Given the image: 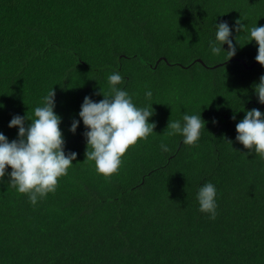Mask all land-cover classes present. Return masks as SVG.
Listing matches in <instances>:
<instances>
[{"label": "trees", "instance_id": "trees-1", "mask_svg": "<svg viewBox=\"0 0 264 264\" xmlns=\"http://www.w3.org/2000/svg\"><path fill=\"white\" fill-rule=\"evenodd\" d=\"M222 22L236 47L227 61V44L210 49ZM255 26H264V0H0V133L17 140L11 119L34 118L54 87L64 151L77 153L36 205L10 186L7 168L0 264H264V159L236 140L246 111L264 113ZM116 72L137 107L152 104L156 127L106 180L85 160L79 112L86 96L110 93ZM185 114L205 121L193 146L167 135ZM206 183L216 188L215 219L199 211Z\"/></svg>", "mask_w": 264, "mask_h": 264}, {"label": "clouds", "instance_id": "clouds-1", "mask_svg": "<svg viewBox=\"0 0 264 264\" xmlns=\"http://www.w3.org/2000/svg\"><path fill=\"white\" fill-rule=\"evenodd\" d=\"M244 29L245 25L240 20L236 21V31ZM231 34L227 22L219 23L215 42L210 43L214 55L220 54L222 45H228L226 61L236 55V47L230 39ZM249 41H255L258 45L255 60L264 66V26L251 28ZM123 82L118 72L109 75L110 93L101 92L104 99L99 102H93L86 96L79 112L84 126L88 129L84 133L87 140L85 160L93 161L97 173L103 175L106 180L118 174L122 158L127 151L141 140H147L156 127L155 123H149V118L154 115L152 104L143 108L137 107L129 93L117 87ZM254 91L259 103L264 104V76L260 77ZM151 97L152 92L147 91L145 98L151 100ZM54 107L53 87L42 98V106L34 109V118L17 115L11 119L8 127L18 128L17 140L9 142L7 137L0 133V181L10 167V186L16 188L18 193L28 195L32 205H36L38 200L45 198L49 193H55L59 179L68 174V169L77 157L75 152L66 154L64 151L61 118L54 112ZM25 119L31 121L28 127H25ZM232 119L235 120V115ZM183 121V124L180 121H169L167 135L179 134L183 137L182 142L185 145L193 146L200 139L205 121L200 115L187 114L183 116ZM78 125L79 121L74 120L69 130L75 134ZM236 132V140L245 149L254 150L264 159V113L255 108L246 111L244 118L236 124ZM160 147L165 152L169 151L164 143H161ZM197 200L199 211L215 219V186L212 183L204 184L198 191Z\"/></svg>", "mask_w": 264, "mask_h": 264}]
</instances>
